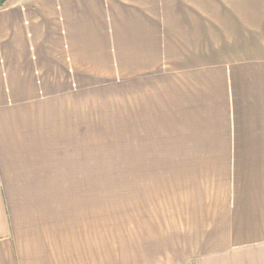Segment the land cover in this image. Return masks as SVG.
Segmentation results:
<instances>
[{
	"label": "crops",
	"instance_id": "0c3cea01",
	"mask_svg": "<svg viewBox=\"0 0 264 264\" xmlns=\"http://www.w3.org/2000/svg\"><path fill=\"white\" fill-rule=\"evenodd\" d=\"M114 89L136 133L179 145L181 255L264 245V0H5L0 264H109L85 197L93 96Z\"/></svg>",
	"mask_w": 264,
	"mask_h": 264
},
{
	"label": "rangeland",
	"instance_id": "374dc122",
	"mask_svg": "<svg viewBox=\"0 0 264 264\" xmlns=\"http://www.w3.org/2000/svg\"><path fill=\"white\" fill-rule=\"evenodd\" d=\"M109 92L93 96L92 189L87 179L85 197L93 200L94 222L107 217L109 264H264V245L214 256L181 255L192 252L197 241L176 232L180 215L165 201L166 194H174L167 185L175 182L176 171L174 161L162 158L179 145L148 143L163 138L136 133L131 94Z\"/></svg>",
	"mask_w": 264,
	"mask_h": 264
},
{
	"label": "water",
	"instance_id": "95a60500",
	"mask_svg": "<svg viewBox=\"0 0 264 264\" xmlns=\"http://www.w3.org/2000/svg\"><path fill=\"white\" fill-rule=\"evenodd\" d=\"M5 0H0V6L4 3Z\"/></svg>",
	"mask_w": 264,
	"mask_h": 264
}]
</instances>
